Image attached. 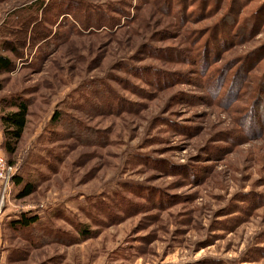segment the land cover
<instances>
[{
	"label": "rangeland",
	"instance_id": "rangeland-1",
	"mask_svg": "<svg viewBox=\"0 0 264 264\" xmlns=\"http://www.w3.org/2000/svg\"><path fill=\"white\" fill-rule=\"evenodd\" d=\"M167 1L184 5V22L150 1L0 0V54L13 62L0 74V117L27 101L13 161L34 186L24 199L22 184L11 189L0 264H264V130L246 119L264 80L263 18L226 49L211 40L207 77L224 73L212 95L193 48L248 0ZM81 4L95 12L68 14ZM97 12L110 19L99 30ZM250 55L243 90L227 96ZM21 215L39 220L13 231ZM47 230L61 243L33 245Z\"/></svg>",
	"mask_w": 264,
	"mask_h": 264
},
{
	"label": "trees",
	"instance_id": "trees-1",
	"mask_svg": "<svg viewBox=\"0 0 264 264\" xmlns=\"http://www.w3.org/2000/svg\"><path fill=\"white\" fill-rule=\"evenodd\" d=\"M149 1L153 3V5L156 6L158 10L160 9L164 14L172 15V18L177 20L179 23H182L185 21V17H182L183 13H180L184 5H176L174 2H169L167 0L166 1L164 0H153V1L152 0H141L142 3L149 2ZM221 1L223 2V6H225L224 1L223 0ZM252 1L253 0H248V1H245V3H243V0L242 1L240 0L239 2L243 4L240 7V12H238L237 17L235 19H233L232 17L230 19H226V20H229L227 23L222 22L217 27H214L213 29H211L215 33L214 39H210V41L204 43V46L199 49L197 48V46H199L200 41H198V43L195 44V47L193 48V51L197 55L196 63L198 65V69L200 72H203L204 74H206V77H204L203 80L205 81L207 80L205 82V85L207 84L210 87L209 91L212 95L214 94L215 91L217 92V95H218L219 91L223 90L224 73H219L218 75H216V79L214 80L208 79L207 77V75L208 74L210 75L211 73L217 74L215 68L213 67L215 63H213L212 60L216 59L218 54H216L217 51H215V49L210 54L211 46H213L211 42L214 41L217 44V47L219 46L223 50V49H226V46L230 44L231 42L230 38L231 37L234 38V36L232 35L230 36V34H232L233 32L235 33L237 31L238 35H241L247 30L250 35L254 36L256 31H259V27L257 24L260 21V18H263L262 22L264 21V4H262L255 11L254 10L250 11L249 4ZM206 8H208V4L206 5ZM230 8L231 7H228V9H226L227 10V12L225 13L226 15L230 14V11H229ZM75 10L77 11L83 10V12L85 13L84 15H89L90 13L95 12V11H89L90 9L88 7H86L84 4H81L80 6H74L73 10H71L68 14L71 15L72 12H74ZM203 10L204 9L202 8V11ZM98 14L100 16L99 19L101 23L93 24L94 26L92 27L98 28L99 30L101 27L106 26L104 24H109L108 22H110V19H107L106 17H104V15H102L101 13H98ZM241 14H246V16L241 17ZM112 21H113L112 24L110 23L111 26L115 23L114 19ZM88 27H91V26H85V22H82V28H88ZM211 30H209V33L211 32ZM239 31L241 34L239 33ZM172 53L177 54L176 51H172ZM239 62L241 64L240 67L236 69V72L234 74H231V77L234 80L227 81L228 82L227 96L231 94H234L233 96H235L241 93V91L244 88L243 87L244 79H246L248 77V74L251 73L250 70L253 69V65L258 63V60L254 55H250ZM250 62L251 64H249ZM12 70H13V62L8 57L0 54V74L8 73V72H11ZM230 72L231 71H229V73ZM215 74L213 75L214 77H215ZM225 76L227 77V74ZM237 80L239 81L237 82ZM249 80L250 78L248 79V81ZM158 82L159 80L155 82V85ZM254 96H255L253 100V103L255 104L254 107L257 108L258 111L254 113L253 115L248 113L249 115L247 116L249 118L246 117V119L251 120L252 118H254L255 121H262V126L264 130V80L263 79H260V85L258 86V89L254 91ZM237 98L238 97H234L232 98L231 101L234 102ZM10 107L14 111L7 112V113L3 112V114L0 117V131L2 134V142H1L0 149L4 151V153L8 156L9 158L7 159L8 164L10 166H15L13 158L17 153L18 144L22 138V135L27 125L29 105L27 101L19 100V101H12ZM249 130H251L250 127H249ZM14 183L17 186L18 185L20 186L23 183V181L19 179V177L16 175L13 178V184ZM33 192H34V186L32 184H22L18 198L24 199L30 196ZM38 220L39 218L37 216L27 217L26 215H21V217H19L17 220L11 221L9 224L13 231L17 230L19 232H23V231H26L32 228L38 222ZM78 232L83 239L91 238V233L88 230L83 229V230H79ZM34 237H37L38 241L35 242V240L32 238L31 242L33 243V245H43V244L53 243V242L61 243V241L57 239V235L50 230L39 232L38 235Z\"/></svg>",
	"mask_w": 264,
	"mask_h": 264
},
{
	"label": "built area",
	"instance_id": "built-area-1",
	"mask_svg": "<svg viewBox=\"0 0 264 264\" xmlns=\"http://www.w3.org/2000/svg\"><path fill=\"white\" fill-rule=\"evenodd\" d=\"M16 175V166H10L5 157L0 154V217L10 197L14 185L13 178Z\"/></svg>",
	"mask_w": 264,
	"mask_h": 264
},
{
	"label": "crops",
	"instance_id": "crops-1",
	"mask_svg": "<svg viewBox=\"0 0 264 264\" xmlns=\"http://www.w3.org/2000/svg\"><path fill=\"white\" fill-rule=\"evenodd\" d=\"M1 142H2V134H1V131H0V146H1Z\"/></svg>",
	"mask_w": 264,
	"mask_h": 264
}]
</instances>
